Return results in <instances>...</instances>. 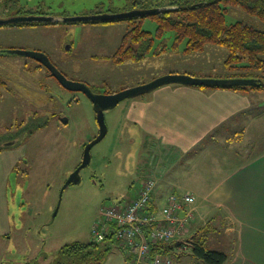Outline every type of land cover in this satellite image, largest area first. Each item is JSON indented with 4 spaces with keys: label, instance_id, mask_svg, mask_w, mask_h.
I'll use <instances>...</instances> for the list:
<instances>
[{
    "label": "rangeland",
    "instance_id": "rangeland-1",
    "mask_svg": "<svg viewBox=\"0 0 264 264\" xmlns=\"http://www.w3.org/2000/svg\"><path fill=\"white\" fill-rule=\"evenodd\" d=\"M136 1L144 0H6L0 1V19L15 15L67 19L124 12L134 9ZM166 1L148 0V4ZM225 19L227 23L241 20L264 30L263 21L237 6H228ZM141 26L155 34L156 21L152 17H143ZM128 28L127 19L4 24L0 25V50L44 52L69 79L110 93L168 73L211 78L226 77L229 73L223 65L225 47L207 44L203 51L185 53L182 51L185 40H182L178 50H173V30L166 31L162 37L155 36L150 52L143 59L114 63L111 56ZM161 48V53L156 52ZM0 78L5 81L0 88V146L14 136L20 140L19 146L10 144L11 149L0 151V231L12 226V264H49L57 258L62 246L91 241V225L101 206L122 198L131 199L132 191L143 178L158 181L165 175L164 179L178 188L172 192L181 195L192 190L197 194L201 190L197 182L214 185L222 176V169H233L243 163L248 154L264 147L263 90L249 88L250 109L212 129L210 135L189 150L190 157L180 147L167 146L146 135L127 119L129 107L147 98L149 91L124 98L104 111L106 134L90 149L91 159L80 170V181L63 188L66 178L81 161L85 143L98 133L91 101L82 93H78L77 101H70L72 92L63 89L47 75L45 66L28 56L0 53ZM59 117H65L67 122ZM252 118L258 120L253 122ZM44 120L48 121L47 125L29 132ZM245 122L250 125L240 136L241 124ZM246 144L249 148L244 149ZM160 146L167 152L176 150L179 155L169 162L171 169L166 174L165 169H144L145 162L149 166L154 163L152 152H157L154 148ZM15 164L17 169L26 172L23 177L15 171ZM188 169H191L189 173ZM195 169H205V173H196ZM186 177L188 185H185ZM194 216L201 217L193 225L197 228L195 237L203 238L208 248L231 256L234 236L224 232L227 226L224 213L215 211ZM190 226L191 223L189 229ZM106 243L110 248L102 264H125L117 242ZM170 256L173 264L201 261L190 249Z\"/></svg>",
    "mask_w": 264,
    "mask_h": 264
},
{
    "label": "crops",
    "instance_id": "crops-1",
    "mask_svg": "<svg viewBox=\"0 0 264 264\" xmlns=\"http://www.w3.org/2000/svg\"><path fill=\"white\" fill-rule=\"evenodd\" d=\"M148 94L147 98L129 107L127 119L160 143L180 147L185 155L195 143L205 139L225 120L234 119L235 115L248 111L251 104L247 90L219 87L204 89L187 85H163ZM252 120L254 122L258 118ZM249 123L241 124L240 136L246 133ZM243 148H249V144ZM154 149L160 152H152L154 163L149 166L145 162L144 169H165L166 174L171 169L169 162L179 155L176 150L165 151L163 146ZM148 158L151 159V156ZM190 171L186 170L187 173ZM195 171L205 173V169ZM220 173L222 176L214 185L197 182L201 189L197 194L192 190L184 192L194 195V202L190 205L193 214L224 213L227 222L224 232L234 236L231 256L224 264H264V147L248 154L247 159L233 169H222ZM164 176L158 179L154 194L160 200L173 189H178ZM184 181L188 185L187 177ZM134 195L133 190L131 197ZM208 208L214 211L209 212ZM211 217H208V221ZM198 219L194 216L187 224L185 238L192 240L196 236L197 228L193 225L195 221L197 224ZM124 259L125 264H131L126 257ZM198 262L203 264L202 261Z\"/></svg>",
    "mask_w": 264,
    "mask_h": 264
},
{
    "label": "trees",
    "instance_id": "trees-1",
    "mask_svg": "<svg viewBox=\"0 0 264 264\" xmlns=\"http://www.w3.org/2000/svg\"><path fill=\"white\" fill-rule=\"evenodd\" d=\"M136 3L138 4L134 8L157 10L148 15L125 18L129 21V28L111 56L114 63L143 59L150 52L155 36L162 37L166 31L173 30L175 34L173 50H178V44L182 40H185L182 48L185 53L203 51L207 44L223 46L227 49L223 61L224 67L229 71L226 77L257 79L254 85L221 88L233 90L257 88L264 91V30L241 20L227 23L225 19L228 6H237L264 22V0H168L153 4H148V0H144ZM145 16L155 19V34L142 28L141 20ZM164 46L163 48L166 47ZM161 50L162 48L156 52L161 53ZM3 85L5 81L0 78V88ZM106 242L91 240L66 244L58 250L57 258L49 264H102L110 248ZM188 242V249L203 264H224L229 258L224 251L208 248L203 238L194 237ZM173 244H157L153 251L166 252Z\"/></svg>",
    "mask_w": 264,
    "mask_h": 264
},
{
    "label": "built area",
    "instance_id": "built-area-1",
    "mask_svg": "<svg viewBox=\"0 0 264 264\" xmlns=\"http://www.w3.org/2000/svg\"><path fill=\"white\" fill-rule=\"evenodd\" d=\"M156 184L155 178H143L131 199L102 205L91 225L92 240L116 241L131 264H172L170 254L189 246L185 235L193 218L194 195L170 192L161 201L154 195ZM160 243L176 246L166 252L153 251Z\"/></svg>",
    "mask_w": 264,
    "mask_h": 264
},
{
    "label": "water",
    "instance_id": "water-1",
    "mask_svg": "<svg viewBox=\"0 0 264 264\" xmlns=\"http://www.w3.org/2000/svg\"><path fill=\"white\" fill-rule=\"evenodd\" d=\"M157 9H140L134 8L129 11L115 12V13H95L84 16H75L67 19H59L57 17H40L30 15H15L9 18L0 19V25L4 24H19V23H33V22H46V23H57L61 20H68L72 22H98V21H114L117 19H125L134 16L148 15L155 12ZM11 53L24 55L33 58L37 62L44 65L54 76L58 82L65 88L73 91L83 92L88 99L91 101L94 111L95 118L98 124V133L95 137L85 143L83 147V153L80 163L70 172L66 178L63 188L67 187L72 183L80 181V170L87 166L90 162L91 155L90 149L94 144L99 142L106 134L107 127L104 118V111L116 106L121 100L127 97L136 96L152 91L160 86L170 83H178L187 86H205V87H224L232 85H254L257 83V79L253 77H195L190 74L182 73H168L153 80L135 86L124 89L122 91L113 93H95L90 87L82 82L67 78L49 59V57L41 51H32L26 49L11 48L6 50H0V53ZM66 122V119H63ZM183 212H181V215Z\"/></svg>",
    "mask_w": 264,
    "mask_h": 264
},
{
    "label": "flooded vegetation",
    "instance_id": "flooded-vegetation-1",
    "mask_svg": "<svg viewBox=\"0 0 264 264\" xmlns=\"http://www.w3.org/2000/svg\"><path fill=\"white\" fill-rule=\"evenodd\" d=\"M38 24L39 23H46V22H37ZM53 24V23H52ZM32 25H37V24H32ZM38 64L40 65V66H44V65H42L41 63H39L38 62ZM54 64V63H53ZM55 65V64H54ZM56 66V65H55ZM46 68V67H45ZM47 69V68H46ZM61 71V70H60ZM66 77H67V75L63 72V71H61ZM47 75H49V76H51V77H53L56 81H57V83L63 88V89H66V90H68V91H71L72 92V97H71V99H70V101H72V100H74V101H77V98H78V93H82L83 95H85L83 92H81V91H73V90H69V89H67V88H65V87H63L59 82H58V80L54 77V76H52L51 74H50V72H49V70L47 69ZM68 78V77H67ZM90 89L93 91V92H95V93H100V92H103V93H110L109 91H107V90H93L91 87H90ZM86 96V95H85ZM59 119L61 120V121H63V119H66L65 117H59ZM64 122V121H63ZM66 122H67V120H66ZM65 122V123H66ZM48 124V121H46V120H44L42 123H40L39 125H36V126H34V128H32V129H30V131L29 132H33L35 129H37V128H41V127H44L45 125H47ZM17 141H19L18 143H17ZM17 144L18 146H19V144H20V140L18 139H16V137L14 136V137H12V140L11 141H9V142H6V144L4 145V146H0V151L1 150H3V149H7V148H10L9 146H10V144L11 145H14V144ZM15 144V145H16ZM17 147V146H16ZM11 149V148H10ZM21 161H25V160H22V159H20ZM19 161V160H18ZM17 161V162H18ZM15 171H17V172H19L20 174H21V176L23 177V174L24 173H26L25 171H24V169H17V165L15 164ZM8 229H6V230H3V231H0V264H12V226H8L7 227ZM26 264H29V263H26Z\"/></svg>",
    "mask_w": 264,
    "mask_h": 264
}]
</instances>
